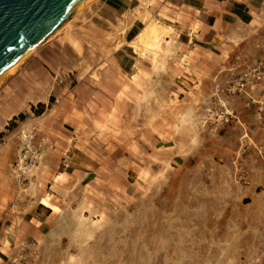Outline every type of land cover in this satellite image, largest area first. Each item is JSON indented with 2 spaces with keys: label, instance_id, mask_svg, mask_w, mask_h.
Returning a JSON list of instances; mask_svg holds the SVG:
<instances>
[{
  "label": "rangeland",
  "instance_id": "obj_1",
  "mask_svg": "<svg viewBox=\"0 0 264 264\" xmlns=\"http://www.w3.org/2000/svg\"><path fill=\"white\" fill-rule=\"evenodd\" d=\"M89 9L1 81L0 199L13 213L28 216L40 198L51 197L59 205L44 226L46 239H31V253L18 262L264 264V115L259 118V104L245 107L244 98H229L227 105L240 123H209L201 138L194 125L190 132L178 128L170 107L155 110L158 104L171 105L166 95L171 81L158 82V103L141 95L142 81H130L107 62L119 43L94 28ZM245 51L251 59L263 58L264 42ZM254 92V99L264 102V81ZM156 116L164 129L178 134V144L154 149L151 137L144 143ZM26 121L34 124V141L45 140L29 177L15 181L9 162L18 144L10 133ZM144 147L156 152L146 157V166L140 160ZM67 156L87 157L93 166L59 178L70 168Z\"/></svg>",
  "mask_w": 264,
  "mask_h": 264
},
{
  "label": "crops",
  "instance_id": "obj_2",
  "mask_svg": "<svg viewBox=\"0 0 264 264\" xmlns=\"http://www.w3.org/2000/svg\"><path fill=\"white\" fill-rule=\"evenodd\" d=\"M89 8L94 28L101 33L112 32L113 40L119 43L107 62L129 76L130 81H142L145 87L141 95L154 97L157 103L162 97L158 82L171 81L173 86L166 92L171 105L158 104L156 112L170 107L171 122L177 120L176 126L187 127L188 132L194 125L200 138L210 126L203 119L206 103L212 99L214 85L223 81L224 69L235 55L246 53L245 48L264 42V0H94ZM120 19L124 30L118 27L114 31ZM151 23L156 24L159 34L158 47L153 49L139 42V35ZM255 95L256 92L252 94ZM241 109L243 114L248 112ZM153 128L145 144L154 140L152 144L157 149L161 143H179L173 128L164 129L162 117L156 116ZM145 147V156L140 160L146 166V157L156 152L149 153ZM65 161L70 168L59 178L80 174L93 166V161L84 156H67ZM40 199L32 202L31 216L13 213L6 200L0 199V264L31 253V239H46L44 226L54 211ZM48 200L57 205L55 199Z\"/></svg>",
  "mask_w": 264,
  "mask_h": 264
},
{
  "label": "water",
  "instance_id": "obj_3",
  "mask_svg": "<svg viewBox=\"0 0 264 264\" xmlns=\"http://www.w3.org/2000/svg\"><path fill=\"white\" fill-rule=\"evenodd\" d=\"M87 0H0V80Z\"/></svg>",
  "mask_w": 264,
  "mask_h": 264
},
{
  "label": "built area",
  "instance_id": "obj_4",
  "mask_svg": "<svg viewBox=\"0 0 264 264\" xmlns=\"http://www.w3.org/2000/svg\"><path fill=\"white\" fill-rule=\"evenodd\" d=\"M224 79L221 83H216L213 89V96L205 107L203 119L213 125H229L233 120L240 123L238 117L227 105V100L231 97L244 98V106L248 107L253 103H257L259 118L261 113L264 115L263 101L254 99L253 91L257 89L264 81V57L250 59L246 53H240L233 57L229 65L224 69ZM264 120V118H262ZM28 143L23 142L22 158L24 165L27 167L35 166V162L39 156V148L42 142L34 141V134L31 133ZM30 146V147H29ZM18 158L10 163L11 169L17 171L14 178L24 180L25 174L19 172ZM26 246L25 244H23ZM14 264H28L27 262H18L12 259Z\"/></svg>",
  "mask_w": 264,
  "mask_h": 264
},
{
  "label": "bare ground",
  "instance_id": "obj_5",
  "mask_svg": "<svg viewBox=\"0 0 264 264\" xmlns=\"http://www.w3.org/2000/svg\"><path fill=\"white\" fill-rule=\"evenodd\" d=\"M93 1L94 0H87L84 4H82L79 8H77L69 16V18H67L58 28H56L51 34H49L47 36V38L41 44H39L37 46V48H39L43 43L48 41L51 37H53L62 27H64L66 24H68L70 19H72L74 16H76L77 13H80L85 7L89 8L90 4ZM123 26H124L123 21L121 19L118 20L117 23L115 24L114 31H116V29H118V27L122 31ZM109 35L111 36L110 38L113 37V33L112 32H109ZM158 41H159V34L157 33V26H156L155 23L148 24L147 27L144 29L143 33H141L139 35V42L142 44L143 47H149L150 46L152 49L153 48H157L158 47ZM72 45H73L75 51L79 52V50H80L79 42L77 40H74V41H72ZM134 46L136 47L137 45L134 44ZM37 48H35L31 53L33 54ZM31 53L29 55H27L8 75L14 74L16 72V70L20 67L21 63L23 64V62L31 55ZM8 75L5 78H3L2 80H0V85L2 83L1 81L5 80L8 77ZM41 98L44 101L47 100V96L45 94L42 95ZM44 101L42 103H44ZM9 119H10V117H9ZM18 125L19 126L16 127V131L10 133L11 139L15 138L16 143L18 144V146L16 147V151H15L14 157L9 162V175L15 181H16V179L14 178V176H16L18 172L15 171L14 169H11L10 163L13 160H16L18 158V161H19V164H18L19 172L24 173L25 174V178L29 177L30 172L34 168V166L31 168L30 166L27 167L26 164L24 165L23 158H22V154L24 153L23 150L25 149V148H22L23 142L28 143V140H29L28 138H30V135H31L30 126H32L34 124L31 121H29V122L26 121V124H24V122H22V123H19ZM44 140H45V138H42L41 142H44ZM40 202H41V204H43V205L47 206L48 208L52 209L53 211H58L59 210V207L57 205L51 204L49 202L48 197L41 198Z\"/></svg>",
  "mask_w": 264,
  "mask_h": 264
},
{
  "label": "trees",
  "instance_id": "obj_6",
  "mask_svg": "<svg viewBox=\"0 0 264 264\" xmlns=\"http://www.w3.org/2000/svg\"><path fill=\"white\" fill-rule=\"evenodd\" d=\"M38 105L43 106V104H38Z\"/></svg>",
  "mask_w": 264,
  "mask_h": 264
}]
</instances>
